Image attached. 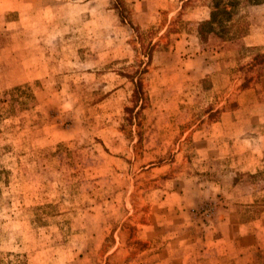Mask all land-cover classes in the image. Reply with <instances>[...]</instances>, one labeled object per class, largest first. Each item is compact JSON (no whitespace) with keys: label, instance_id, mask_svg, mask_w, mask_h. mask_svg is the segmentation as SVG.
Returning <instances> with one entry per match:
<instances>
[{"label":"rangeland","instance_id":"374dc122","mask_svg":"<svg viewBox=\"0 0 264 264\" xmlns=\"http://www.w3.org/2000/svg\"><path fill=\"white\" fill-rule=\"evenodd\" d=\"M210 13L0 0V264H264V3Z\"/></svg>","mask_w":264,"mask_h":264},{"label":"trees","instance_id":"16d2710c","mask_svg":"<svg viewBox=\"0 0 264 264\" xmlns=\"http://www.w3.org/2000/svg\"><path fill=\"white\" fill-rule=\"evenodd\" d=\"M264 0H211V13L210 18L198 25L199 35L201 39L210 33L220 35L225 33L227 25H229L234 18L238 15V12L247 6L261 5ZM148 59L150 54L147 53ZM146 100V94L143 90L140 79L135 83V90L133 94L132 104L130 108H125L126 113L129 116L138 114L142 103ZM139 106L137 112L135 109Z\"/></svg>","mask_w":264,"mask_h":264}]
</instances>
